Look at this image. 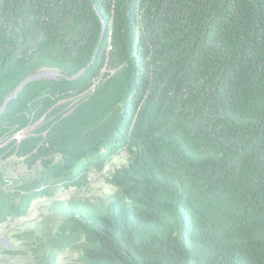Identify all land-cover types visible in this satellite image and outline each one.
<instances>
[{
    "label": "trees",
    "instance_id": "1",
    "mask_svg": "<svg viewBox=\"0 0 264 264\" xmlns=\"http://www.w3.org/2000/svg\"><path fill=\"white\" fill-rule=\"evenodd\" d=\"M47 70L0 112V159L42 168L0 169V226L124 151L43 264L82 237L83 264H264V0H0V109Z\"/></svg>",
    "mask_w": 264,
    "mask_h": 264
},
{
    "label": "rangeland",
    "instance_id": "2",
    "mask_svg": "<svg viewBox=\"0 0 264 264\" xmlns=\"http://www.w3.org/2000/svg\"><path fill=\"white\" fill-rule=\"evenodd\" d=\"M44 72L59 76L52 70ZM46 78H52V76ZM74 103L66 110L67 112ZM34 128L24 131L21 136L25 137ZM129 157V154L122 151L107 162L104 171L100 173L95 170L90 171L88 182L84 186L65 187L62 184L53 186L51 188L53 196L34 200L29 213L24 218H11L7 223L2 224L0 226V264H43L42 244L51 240L52 246L57 242L58 237L62 238L59 234H62L64 222L68 220L65 213L58 210L60 204L65 209L70 207V210L86 215L95 210L103 212L110 197L118 191L108 179L111 173L128 164ZM28 168L20 158L15 156L7 160L0 159V169L6 174V180H9L7 187L23 179L32 180L40 177L42 169L40 165L36 169ZM11 181L14 183L11 184ZM69 235L67 234V237ZM84 242L85 238L82 237L63 250L59 249L51 264H83L85 253L81 245Z\"/></svg>",
    "mask_w": 264,
    "mask_h": 264
},
{
    "label": "water",
    "instance_id": "3",
    "mask_svg": "<svg viewBox=\"0 0 264 264\" xmlns=\"http://www.w3.org/2000/svg\"><path fill=\"white\" fill-rule=\"evenodd\" d=\"M81 72H82V71H81ZM81 72H80L79 74H81ZM48 76H52L53 79H57V78L59 77L57 74H52V73H48V72L45 73V72H44V73H40V74H38V75L36 74L35 76H32V77L26 79L23 83H21V84L19 85V87H18L16 93H14V94L8 99V101H6L4 107L0 109V112H2V111L7 107L8 103H9L14 97H16V96L19 94L20 90H21L24 86H26L28 83H30L31 81H34V80H36V79H37V80L44 79V78H46V77H48Z\"/></svg>",
    "mask_w": 264,
    "mask_h": 264
},
{
    "label": "built area",
    "instance_id": "4",
    "mask_svg": "<svg viewBox=\"0 0 264 264\" xmlns=\"http://www.w3.org/2000/svg\"><path fill=\"white\" fill-rule=\"evenodd\" d=\"M21 138H22L21 133L16 136V139H21Z\"/></svg>",
    "mask_w": 264,
    "mask_h": 264
}]
</instances>
